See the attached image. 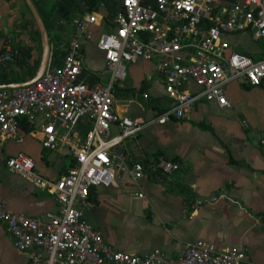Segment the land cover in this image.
Here are the masks:
<instances>
[{
    "label": "built area",
    "instance_id": "1",
    "mask_svg": "<svg viewBox=\"0 0 264 264\" xmlns=\"http://www.w3.org/2000/svg\"><path fill=\"white\" fill-rule=\"evenodd\" d=\"M73 1L84 12L58 22L69 29L61 64L50 58L33 85L0 91V142L23 143L26 123L42 149H65L72 163L59 179H49L25 154L6 161L8 171L60 205L57 212L29 217L0 204V226L15 249L35 250L29 264H253L241 249H220L202 240L183 243L175 257L161 251L146 256L116 251L85 213L92 188L116 187L124 175L133 185L144 178L143 164L131 161L125 151L126 139L153 125L187 119L202 101L228 108L225 88L232 82L258 87L264 81V60L234 51L223 39L247 33L254 42L264 40V0H113L120 10L112 17L102 2L88 10L85 0ZM88 41L102 53L108 74L93 84L83 76ZM52 50L53 45L51 56ZM14 54L8 43L2 46L0 64L10 63ZM138 62H155L169 102L151 119L122 115L112 95L113 87L127 79L126 66ZM155 170L171 174L178 165L159 159Z\"/></svg>",
    "mask_w": 264,
    "mask_h": 264
},
{
    "label": "crops",
    "instance_id": "2",
    "mask_svg": "<svg viewBox=\"0 0 264 264\" xmlns=\"http://www.w3.org/2000/svg\"><path fill=\"white\" fill-rule=\"evenodd\" d=\"M19 4L20 0H0V49L7 43L31 45L22 30L23 21L31 19L29 12L12 13ZM234 35L223 39L231 40ZM83 50L84 68L102 76L85 64L86 55L91 53L94 60L101 53L95 43L86 42ZM262 52V47H256L252 54L258 57ZM100 60L105 71L102 53ZM152 65L149 75L138 78L136 86L124 85L126 79L119 87L137 90L145 82L150 97L165 98L156 64ZM129 78L132 80V75ZM154 86L156 94L150 93ZM225 93L228 108L202 101L187 119L153 125L125 140L129 159L143 164L144 178L133 185L124 175L116 187L92 188L91 207L85 213V219L99 231L108 247L139 256L161 251L175 257L183 243L202 240L220 249H241L249 263L264 264V81L258 87L232 82ZM133 101L115 100V106L119 113L132 118L155 116L151 107L140 104L139 113H127ZM21 130L23 143L0 142V204L10 212L29 217L57 212L60 205L55 198L8 171L6 161L18 153L25 154L42 176L59 179L71 159L65 149H42L29 125L22 124ZM159 159L178 165V170L171 174L155 170ZM138 192L144 198L138 199ZM196 201L202 204L196 206ZM34 251L15 249L11 237L0 226V264H29Z\"/></svg>",
    "mask_w": 264,
    "mask_h": 264
},
{
    "label": "trees",
    "instance_id": "3",
    "mask_svg": "<svg viewBox=\"0 0 264 264\" xmlns=\"http://www.w3.org/2000/svg\"><path fill=\"white\" fill-rule=\"evenodd\" d=\"M32 2L36 7L41 19L43 20L44 26L48 33L49 42L51 45H53L51 61L52 63L55 62L56 64H61L66 52L65 45L67 42L64 40V37L61 35V33L64 31L66 32L68 28L59 26L58 22L60 20L70 21L76 16V14L84 12V8L81 3L75 2L73 0H32ZM101 2L106 6V11L108 12L109 17H112L120 10V5L113 0H85V5L87 6L88 10H92L96 8L97 4ZM26 9L28 10L27 6ZM22 27V30L26 31L31 45H22L20 43H14L11 45L12 49L16 51V54L13 55V59L10 63H7L5 66L0 64V85L23 83L28 81L34 76L35 70L39 64L41 54L40 35L32 17L30 21H23ZM35 47L38 49V57L36 59ZM262 50V54L253 58L254 60H264V47H262ZM17 69L24 70L23 74L17 73ZM83 76L88 78L90 84L102 81L97 72L87 71L85 68L83 70ZM146 90L145 82L142 83V85L137 90L122 89L119 86H114L112 89V95L115 100L129 98H132L133 100L142 99L144 103L146 102L145 107H151L155 115L162 114L169 104L168 100L162 97H150ZM144 94L146 95V98L143 97ZM162 102H164L165 105L161 107L160 104ZM23 125L27 126L26 123H23ZM198 126L203 130L212 131L210 127H206L204 125ZM87 130L88 128H86L84 132ZM231 163L234 162L231 161ZM71 165L72 163H70L69 167Z\"/></svg>",
    "mask_w": 264,
    "mask_h": 264
},
{
    "label": "rangeland",
    "instance_id": "4",
    "mask_svg": "<svg viewBox=\"0 0 264 264\" xmlns=\"http://www.w3.org/2000/svg\"><path fill=\"white\" fill-rule=\"evenodd\" d=\"M19 5H20L19 9L18 8L12 9L13 10L12 13H15L17 11L19 12V10H22L24 12L28 11L26 9V6H25L23 0H20V4ZM16 17L18 18L19 16L16 15ZM19 19H20V17H19ZM19 19L17 20V26L18 27L21 26L20 22H18ZM17 30L19 31V29H17ZM68 33H69V29H67L66 32L64 31V32L61 33V35L64 37L65 41H67ZM245 35H247V36H243L240 33L239 34H235L231 40L228 38L227 42L231 45L232 48H234V51L236 50V48H238V52L242 53L244 51L243 53L246 56H249V57H251L253 59V58L256 57L255 55L252 54L253 50L256 47H259V48L260 47H264V40H261V41H258V42H254V41H252L250 39L249 34H245ZM12 36H13V32H10L9 33V37H12ZM90 55L93 56L91 53H89L88 56L86 55V59H85L86 66H88L89 68H92V69H97L98 71H100V74H102L104 79H107L108 74H107L106 71H104V62L102 63V61L100 60L101 59V53L96 55V58L94 57V60L92 59V57H90ZM37 57H38V49L35 47V59ZM152 64H155V63H152ZM152 64L151 63H145V62H139L137 64V66L127 65L126 66V71H127V74H128V78H127V81H126V83L124 85L133 84L134 86H136L137 85L136 80L138 78H145V77H147L149 75L151 69L154 68V66ZM138 65H141L140 68H139ZM16 71L19 74H23V72H24V70H20V69H17ZM87 71H90V70L88 69ZM130 75H132V78H133L132 80H130V78H129ZM131 81L133 83H131ZM155 91H156V87L154 86V88L151 89L150 93L156 94ZM129 100H133V99L129 98ZM137 104H140L143 108L146 106V102L144 103L142 101V99H134V101L128 106L127 113H131V112L132 113H134V112L135 113H139L140 109H139V107H137Z\"/></svg>",
    "mask_w": 264,
    "mask_h": 264
},
{
    "label": "water",
    "instance_id": "5",
    "mask_svg": "<svg viewBox=\"0 0 264 264\" xmlns=\"http://www.w3.org/2000/svg\"><path fill=\"white\" fill-rule=\"evenodd\" d=\"M25 5L27 6L31 17L37 27V30L40 35V60L39 64L35 70L34 76L29 79L28 81H25L23 83H11V84H4L0 85V91L4 90H14L19 89L27 86H31L34 83H36L44 74L46 67L50 61L51 58V44L49 42L48 33L46 31V28L44 26L43 20L41 19L36 7L34 6L32 0H23ZM235 3V2H233Z\"/></svg>",
    "mask_w": 264,
    "mask_h": 264
}]
</instances>
